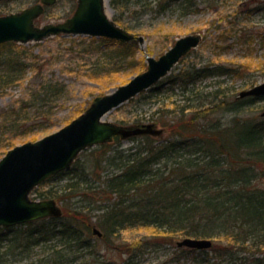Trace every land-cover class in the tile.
I'll use <instances>...</instances> for the list:
<instances>
[{
    "label": "trees",
    "instance_id": "obj_1",
    "mask_svg": "<svg viewBox=\"0 0 264 264\" xmlns=\"http://www.w3.org/2000/svg\"><path fill=\"white\" fill-rule=\"evenodd\" d=\"M110 1L118 8L119 2L128 5L131 0ZM163 1L155 8H167L170 1ZM112 41L118 53H126L128 42ZM10 44L15 42L0 44V53ZM0 58L1 64H14L12 56ZM138 61L141 70L144 60ZM9 72L0 75V83L14 79ZM223 73L210 64L187 70L183 80L192 87L185 88L195 91L202 78ZM220 88L208 94L219 97ZM256 99L221 97L209 106L191 105L187 108L195 111L188 120L154 117L171 129V137L158 141L151 134L135 136L129 153L107 142L96 145L91 160H75L71 169L59 173L68 178L64 186L38 193L41 199L63 202L62 216L0 226V264H113L102 247L114 251L121 264H141L148 249L165 245L176 247L178 261L194 257L200 264H264L261 257L240 255L264 249V117L244 111ZM223 106L235 113L228 124H199ZM13 140L7 145L13 147ZM95 224L102 237L94 235ZM126 233L131 237L122 240ZM184 237L213 239L214 245L198 250L175 244Z\"/></svg>",
    "mask_w": 264,
    "mask_h": 264
},
{
    "label": "rangeland",
    "instance_id": "obj_2",
    "mask_svg": "<svg viewBox=\"0 0 264 264\" xmlns=\"http://www.w3.org/2000/svg\"><path fill=\"white\" fill-rule=\"evenodd\" d=\"M37 2L40 0L0 1V16L19 12ZM77 2L58 0L46 7L45 12L35 20V25L43 27L66 21L74 14ZM146 2L150 5L147 6ZM158 2L141 0L138 3V0H131L128 5L119 2L118 8L112 6L110 0L106 3L111 18L124 27L127 25L126 29L135 36L143 37V41L128 42L127 48H123L124 54L118 53L120 48L112 40L73 33H59L27 43L15 42L2 48L0 56L7 59L12 56L14 64L9 67V63H0V75L10 70L8 74L14 79L0 83V160L14 146L36 141L71 123L97 97L112 92L124 84V80L128 82L145 71L149 56L158 59L181 36L199 34L201 40L154 86L156 88L146 90L112 109L105 115L106 121L128 128L153 124L154 131L149 134L162 141L171 137V129L154 120V117L162 122L169 116L176 120H188L195 111L188 109L191 105L194 107L203 103V107L209 106L219 102L221 97L227 101L235 100L242 90L264 82V0H164V3L170 4L163 10L155 8ZM183 5L190 6L185 8ZM139 59L145 64L141 70L136 67ZM206 64L220 67L224 73L202 78L197 83L199 88L189 90L192 86L185 84V72ZM178 75L182 77L177 78ZM216 87H221V96L208 94ZM227 107L223 106L199 119V124L212 121L228 124L235 113ZM182 111L186 112L185 116L181 115ZM244 111L249 116H262L264 97L247 104ZM24 131L31 132L23 135ZM32 135L37 139L30 138ZM10 138H14L13 147L7 145ZM107 143L118 145L129 153L136 140L133 136L120 137L119 141L113 138ZM94 147L84 148L76 160H91L90 153ZM67 181V176H50L30 191V198L39 199L40 191L55 190ZM261 181L264 182V175ZM52 199L63 208V202L56 197ZM129 237L131 235L126 233L122 240ZM175 250L174 245L150 248L144 253L141 264H200L194 257L176 260L177 256L173 255ZM101 251L110 257L113 264H121V260L117 261L113 256L114 251L103 247ZM253 254L240 253L248 259L261 257L264 262V249ZM197 257L201 258V255ZM222 264H228V261Z\"/></svg>",
    "mask_w": 264,
    "mask_h": 264
},
{
    "label": "water",
    "instance_id": "obj_3",
    "mask_svg": "<svg viewBox=\"0 0 264 264\" xmlns=\"http://www.w3.org/2000/svg\"><path fill=\"white\" fill-rule=\"evenodd\" d=\"M56 1L41 0L19 12L1 15L0 43L39 41L59 33L104 36L123 42L143 41L142 36H135L108 16L106 0H78L74 14L66 21L56 25L36 26L35 20L44 12L45 6ZM200 40L199 34L179 37L158 59L148 57L147 70L133 76L112 92L97 97L82 115L68 125L36 141L25 142L10 149L0 160V226L60 216L62 209L56 200L32 199L30 191L49 176L69 168L86 147L111 140L115 135L126 138L154 131L153 124L128 128L110 123L104 117L112 109L155 85ZM249 95L263 96L264 82L241 91L238 98ZM262 115L264 116V111ZM94 233L103 235L98 227H94ZM177 244L209 249L213 246V241L208 238L186 237Z\"/></svg>",
    "mask_w": 264,
    "mask_h": 264
},
{
    "label": "bare ground",
    "instance_id": "obj_4",
    "mask_svg": "<svg viewBox=\"0 0 264 264\" xmlns=\"http://www.w3.org/2000/svg\"><path fill=\"white\" fill-rule=\"evenodd\" d=\"M107 12H108V15H109V14H110V13H109V10H108Z\"/></svg>",
    "mask_w": 264,
    "mask_h": 264
}]
</instances>
